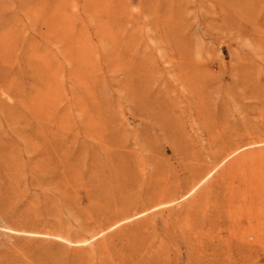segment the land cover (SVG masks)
I'll use <instances>...</instances> for the list:
<instances>
[{"label": "rangeland", "instance_id": "1", "mask_svg": "<svg viewBox=\"0 0 264 264\" xmlns=\"http://www.w3.org/2000/svg\"><path fill=\"white\" fill-rule=\"evenodd\" d=\"M0 264H264V0H0Z\"/></svg>", "mask_w": 264, "mask_h": 264}, {"label": "bare ground", "instance_id": "2", "mask_svg": "<svg viewBox=\"0 0 264 264\" xmlns=\"http://www.w3.org/2000/svg\"><path fill=\"white\" fill-rule=\"evenodd\" d=\"M86 242V241H85Z\"/></svg>", "mask_w": 264, "mask_h": 264}]
</instances>
